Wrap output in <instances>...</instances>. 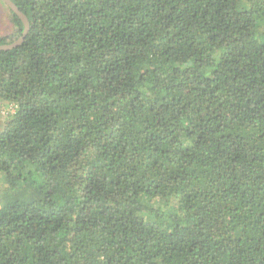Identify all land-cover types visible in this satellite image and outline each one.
I'll use <instances>...</instances> for the list:
<instances>
[{"label": "trees", "instance_id": "1", "mask_svg": "<svg viewBox=\"0 0 264 264\" xmlns=\"http://www.w3.org/2000/svg\"><path fill=\"white\" fill-rule=\"evenodd\" d=\"M12 1L0 264H264V0Z\"/></svg>", "mask_w": 264, "mask_h": 264}, {"label": "rangeland", "instance_id": "2", "mask_svg": "<svg viewBox=\"0 0 264 264\" xmlns=\"http://www.w3.org/2000/svg\"><path fill=\"white\" fill-rule=\"evenodd\" d=\"M12 29L13 25L10 20L9 12H0V36L10 34L12 32ZM13 110H15L13 104L0 100V127H2L3 123L6 121L9 114L13 112Z\"/></svg>", "mask_w": 264, "mask_h": 264}, {"label": "water", "instance_id": "3", "mask_svg": "<svg viewBox=\"0 0 264 264\" xmlns=\"http://www.w3.org/2000/svg\"><path fill=\"white\" fill-rule=\"evenodd\" d=\"M4 2L22 19L24 24V29H23V33L16 40L10 43L1 44L0 50L13 48L15 46L22 44L30 28V23L26 14L22 10H20V8L12 0H4Z\"/></svg>", "mask_w": 264, "mask_h": 264}]
</instances>
